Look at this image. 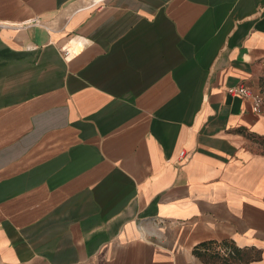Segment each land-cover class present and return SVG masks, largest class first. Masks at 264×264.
<instances>
[{
  "label": "crops",
  "instance_id": "obj_1",
  "mask_svg": "<svg viewBox=\"0 0 264 264\" xmlns=\"http://www.w3.org/2000/svg\"><path fill=\"white\" fill-rule=\"evenodd\" d=\"M92 1L0 0V264H264V0Z\"/></svg>",
  "mask_w": 264,
  "mask_h": 264
},
{
  "label": "built area",
  "instance_id": "obj_2",
  "mask_svg": "<svg viewBox=\"0 0 264 264\" xmlns=\"http://www.w3.org/2000/svg\"><path fill=\"white\" fill-rule=\"evenodd\" d=\"M101 1H103V0H93L91 4H97ZM74 51L71 52L69 50H65L67 55L74 53ZM229 92L232 95H237V96H241V97L246 98V99H250L252 102V110L255 113L259 114V113H262L264 111V98H263V96L259 93L253 92L248 85L241 83V84H238L236 86H232L229 88ZM182 154H183V152H182ZM218 252L223 257H229L231 255V250H228V249H225L222 247L218 248Z\"/></svg>",
  "mask_w": 264,
  "mask_h": 264
},
{
  "label": "trees",
  "instance_id": "obj_3",
  "mask_svg": "<svg viewBox=\"0 0 264 264\" xmlns=\"http://www.w3.org/2000/svg\"><path fill=\"white\" fill-rule=\"evenodd\" d=\"M238 259H242L240 256V252L236 247L232 246L230 258L223 260V262L225 264H231L233 261H237Z\"/></svg>",
  "mask_w": 264,
  "mask_h": 264
}]
</instances>
